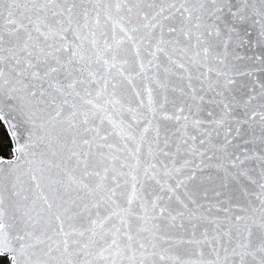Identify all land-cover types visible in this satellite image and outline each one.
Instances as JSON below:
<instances>
[{
  "label": "snow or ice",
  "instance_id": "6c2138e0",
  "mask_svg": "<svg viewBox=\"0 0 264 264\" xmlns=\"http://www.w3.org/2000/svg\"><path fill=\"white\" fill-rule=\"evenodd\" d=\"M0 264H264V0H0Z\"/></svg>",
  "mask_w": 264,
  "mask_h": 264
}]
</instances>
